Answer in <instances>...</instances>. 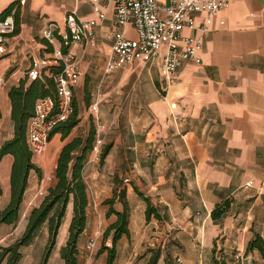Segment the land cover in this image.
<instances>
[{
  "label": "crops",
  "instance_id": "obj_1",
  "mask_svg": "<svg viewBox=\"0 0 264 264\" xmlns=\"http://www.w3.org/2000/svg\"><path fill=\"white\" fill-rule=\"evenodd\" d=\"M73 6V0H30L19 7V31L9 36L8 53L0 59V145L13 136L9 88L18 84L33 60L51 53L42 56L39 53L42 44L33 37H41V31L49 21L62 25L57 17L63 19L65 12ZM102 10L104 18L99 19L91 4L79 2L77 5L81 19L96 22V45L77 49L82 55L83 74L76 86L82 85L79 84L81 79L87 77L94 81L97 74L101 75L95 94H90L89 110L97 102V110L91 113L95 116L100 113L99 129L104 138L109 137L105 144L108 147L105 161L133 160V154L137 157L135 149L138 146L150 149L151 153L156 150V164L151 167L152 181L147 180V165L143 163L141 168L145 169L142 175L146 188L159 193L158 202L161 203L155 207L159 218L146 219L145 199L149 198L133 200V190L139 187L134 184L132 189L127 185L128 234L115 243L116 259L131 248L134 251L137 241H148L149 224L153 223V218L160 219L164 212L173 224L184 221L191 236L195 231L192 245L195 247V241L200 243L198 249H193L197 258L209 254L215 264L214 260H218L216 250L227 254L235 248L239 255L243 254L246 243L255 233L264 239V0H229L228 6L217 17L205 20L206 33L197 28L203 23L204 16L196 15V28L184 29L182 35L192 34L200 40L198 56L201 62H185L176 81L165 90L159 86L156 64L135 61L105 73L118 28L113 4ZM31 15L45 19L40 31L33 25ZM220 19L225 21L224 25L219 23ZM28 22L30 28L37 30L33 37L29 36L28 29L24 32ZM125 34L127 38L135 37L131 27H127ZM21 39L24 42H20ZM25 53L30 54L26 57ZM106 78L109 83L116 82L113 83L116 88H129L125 99L134 110H129V116L121 124L108 123L110 115L101 105L106 93H100ZM81 92V88L74 87L72 98L75 97L79 104ZM117 95L119 89L114 90V96L119 97ZM133 111L140 116L133 118ZM62 145L63 141L56 133L49 138L43 153L32 157L42 175L39 177L34 171L29 173L18 220L11 224L0 223V247L11 245L23 235L30 211L40 204L53 181ZM143 151L138 158L145 162L149 154ZM12 160L10 154L0 158V209L6 206L10 197ZM159 166L162 171L155 175ZM167 167L171 169L169 173L164 170ZM111 169L108 164L101 166L89 160L84 166L83 176L90 191L86 228L78 241V264H106L107 251L100 250L99 238L116 220V215H106L109 206L103 201L119 193L121 188L114 179L116 171ZM173 175H177L180 184ZM178 185L186 194L184 198L176 196ZM224 202L228 205L226 213L218 220L212 219L211 211ZM113 207L117 211L123 208L118 196ZM71 213L69 204L46 264H64L60 250L67 239ZM94 236L99 241L92 257L88 258L87 243ZM47 238V227L43 225L34 240L20 248V258L15 264H40ZM176 242L180 243V240ZM247 256L259 261L257 252L248 253L244 259ZM252 260H245V264H251ZM197 261L192 264H202L201 260Z\"/></svg>",
  "mask_w": 264,
  "mask_h": 264
},
{
  "label": "built area",
  "instance_id": "obj_2",
  "mask_svg": "<svg viewBox=\"0 0 264 264\" xmlns=\"http://www.w3.org/2000/svg\"><path fill=\"white\" fill-rule=\"evenodd\" d=\"M29 1L14 0L18 6H25ZM79 2L91 4L99 19L104 18L103 7L109 4L114 6L113 15L118 30L114 34L105 73L114 71L121 64L135 61L156 64L159 86L164 90L176 81L179 69L185 62H201L198 56L200 40L192 34L182 35V31L196 28L195 16L202 15L203 23L197 28L206 33L208 27L205 20L217 17L229 4V0H167L165 3L157 0H73L74 6L65 12L62 25L49 21L41 31L42 39L53 46L50 55L33 60L24 74L30 81L46 67L59 68V72L52 75L54 96L37 99L33 115L27 122L26 140L33 156L43 153L53 127L72 113L73 89L83 74L82 55H77V49L96 45V22L78 16ZM14 10L0 18V59L7 55L8 38L15 30ZM219 23L224 25L225 21L220 19ZM127 27L133 29L134 38L126 37ZM97 105L96 102L90 106L91 112L97 110ZM173 107L174 104L171 105ZM98 147L96 140L92 152L96 154ZM97 240V236L89 239L88 258L92 257Z\"/></svg>",
  "mask_w": 264,
  "mask_h": 264
},
{
  "label": "trees",
  "instance_id": "obj_3",
  "mask_svg": "<svg viewBox=\"0 0 264 264\" xmlns=\"http://www.w3.org/2000/svg\"><path fill=\"white\" fill-rule=\"evenodd\" d=\"M13 3H10L0 14V17L6 16L12 9ZM19 7L15 13V30L19 31L18 21ZM49 45L50 52L52 46ZM59 72L56 66H49L40 72L39 76L28 81L27 77H22L17 85H13L8 90V99L10 102V119L13 124L12 138L5 140L0 145V158L6 154L13 157L10 171V197L5 207L0 209V223H15L19 218L20 207L22 204L25 189L27 187L28 176L34 171L39 177L42 170L32 160V153L28 148L26 140L27 122L33 115L34 105L37 99L54 96L55 83L52 75ZM72 113L69 117L58 122L50 132V137L56 133L64 141L78 126L80 122L79 110L75 99L72 98ZM1 116V112H0ZM96 129L94 124L90 123L84 133L73 136L65 141L61 146L59 155L53 173V181L47 187V192L43 196L40 204L34 207L27 218V224L23 235L6 247H0V264L5 261L6 264H15L20 258V248L30 244L39 229L46 225L48 231L47 243L42 254L40 264H46L48 258L55 246L59 228L64 220L68 205H71V218L67 228V239L60 250V256L64 264H78V241L80 235L86 228L88 217V186L83 176V169L92 151L95 142ZM108 153V147L102 149L100 153V162L104 161ZM1 191V186H0ZM126 189L122 188L119 193L103 201L109 206L106 215L115 214L116 220L112 222L103 232L100 250H106V264H113L116 259L115 243L122 236L128 234L129 210L125 199ZM122 203V210L114 209L116 197ZM146 201V219L151 216L159 218L155 207L149 199ZM227 202L218 204L211 211V217L214 220L220 219L227 211ZM111 234L112 246L106 247L105 238ZM150 257L145 264H157L162 250L160 247L149 249ZM257 252L259 261L252 260L251 264H264V239L259 233L246 243L244 255ZM215 264H222L214 260ZM165 264H174L168 258Z\"/></svg>",
  "mask_w": 264,
  "mask_h": 264
},
{
  "label": "rangeland",
  "instance_id": "obj_4",
  "mask_svg": "<svg viewBox=\"0 0 264 264\" xmlns=\"http://www.w3.org/2000/svg\"><path fill=\"white\" fill-rule=\"evenodd\" d=\"M13 2L14 0H0V13L4 10V8H6L10 3H13ZM17 7H22V6H18L14 2V5L12 6V9H11V10L15 9L14 19H15V13H16ZM48 17H50L49 14H48ZM56 20H58L59 23H62L64 20V17L63 19L61 18L58 19L57 17ZM31 21L36 29L42 28L46 23L45 19H38L35 15L32 16ZM28 23L26 25L27 27L25 26L24 28V32H26V29H28L29 36L33 37L34 34H37L36 33L37 30L30 28L31 27L30 23L29 24ZM22 38H25V37L23 36ZM33 38L37 42L42 44V46L39 49V53H41L42 56L50 53L49 45L39 35L38 37L36 36ZM20 42H24V40L21 39ZM52 49H53V46H52ZM29 54L30 53H25L26 57H28ZM77 55H80L78 51H77ZM25 72L26 71L23 72V76H25L24 75ZM100 78H101V75L98 76V74H97V79L94 81L86 77L84 79H81L79 84L82 83V85L80 87H78L79 85L75 86L76 89H79V88L82 89V92L80 93L81 99L79 100L80 104L76 102L78 110H79L80 122L78 126H76L72 130L70 135L63 141V143L71 139L73 136H76L80 133H84L86 129L88 128V126L90 125V123L94 124L95 129H96L95 141L96 140L98 141L99 147H98V152L96 154L93 153L92 151L90 152L89 158H88L89 162L98 163L101 166L108 164V166L112 168L111 170L116 171V177H114V179L118 183V186L121 187L120 189L127 188V185H130L133 189L134 184L138 185L139 189L138 190L136 189L137 191L135 189H134L135 191L133 190V198H134L133 200H140L141 198L143 199V197H145V198L150 199V202L154 207L160 206L161 203L158 202L160 194L156 192H151L146 188V182L143 180V175H142L145 169L141 168L143 163L147 165L146 166L148 169L146 172L148 175L147 180L152 181L153 175H152L151 167L156 164L155 159H154L155 157L154 153L156 152V150H153V153H151L150 149L147 150L144 148L145 151L146 152L148 151L147 153L149 154L145 162L140 160L141 158L140 155L142 154V151L144 149L143 147H139V146L136 147L135 149L137 157L135 156V154L132 155L133 160L128 159L123 162L118 161V160H112V161L104 160L103 163L100 162V153L102 149L106 147L105 144L108 143L109 140L107 139H109V137H107L106 135L104 138L103 131L99 129L100 124L102 123L100 119L101 118L100 113L98 112L97 116H95L89 110L90 94L92 93L95 94ZM108 81L109 79L106 78V82L102 84L103 88H101L100 94L102 95L103 93H106V95H104V97L102 98L101 105L104 106V110L108 111V114L110 115V118L107 120L108 123L121 124L123 121L127 119L126 117L129 116V110L130 109L134 110L133 105H129L128 104L129 101L125 99L126 92L129 88L127 86L125 87L118 86L116 88L114 87L115 85L113 86V83H116V82L109 83ZM117 89H119V95H117L119 97L114 96V90H117ZM73 99H75V97H73ZM114 113L117 114L116 117L113 116ZM135 115L140 116V113L136 114L133 111L132 117L134 118ZM4 124L6 123H3L2 125ZM138 156L140 158H138ZM135 158H137V160H135ZM171 168H173V165ZM164 170H166L168 173L171 171V169L169 170L168 167L165 168ZM160 171H162V169L159 166V168L156 170L154 174L157 175ZM176 176L177 175H175L174 177L173 175L174 179L177 180L176 183L180 184L181 183L180 179L178 180V177ZM178 187L179 188H178V191H176V196L179 198H182V197L184 198L186 194L184 193V191H182V189H180V185H178ZM152 221L153 223L149 224L150 231H148L149 233L147 234L149 242L148 241L145 242L144 240L142 243H140L137 241V247L136 248L134 247V251H133V248L126 251L122 256H119L117 259H115L113 264H145L148 258L150 257L149 249L157 248V247H160V249L162 250V255L157 264H165L166 258H168V260H170L174 264H192V262L198 263L197 259L201 260L202 264H204V262H206L207 264H213V262H211L210 260L209 254H207L206 256L202 254L201 257L197 258V255L195 254L196 252L194 253L193 249H198L200 247L199 245L200 243L195 241V247H193L192 244L194 243V241L192 240V238L195 236V231L192 233V236H191L189 234L188 227L184 223V221L179 222L178 225L173 224L169 216H167L165 212L162 213L160 219L153 218ZM110 235L105 238V242H104L105 246L108 248L112 246ZM100 236L101 238H99V240H100V246H101L103 244L102 242L103 233ZM176 240L177 241L180 240V243H177ZM162 242H164V247H161ZM147 243H150V245ZM244 256H245L244 253L239 255L238 251H236L235 248L232 251H228L227 254L226 253L224 254L218 250H216L215 252V257L218 259L219 262L223 261L222 264H245V260H248L251 262L252 256H247L246 259H244L245 258Z\"/></svg>",
  "mask_w": 264,
  "mask_h": 264
}]
</instances>
